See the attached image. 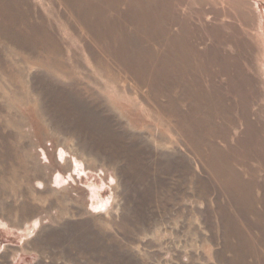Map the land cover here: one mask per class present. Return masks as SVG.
I'll list each match as a JSON object with an SVG mask.
<instances>
[{"label":"bare ground","instance_id":"obj_1","mask_svg":"<svg viewBox=\"0 0 264 264\" xmlns=\"http://www.w3.org/2000/svg\"><path fill=\"white\" fill-rule=\"evenodd\" d=\"M38 2L55 13L60 32L31 0H0V77L9 80L16 94L23 86L18 79L31 77L30 93L54 127H76L82 138L94 141L98 158L121 159L128 171L149 175V163L144 162L147 143L142 146L127 132L102 128L110 117L99 95L101 82L125 96L132 92L206 170L208 178L195 182L198 189L211 194L217 188L214 211L224 253L231 258L216 254L215 261L264 264V197L258 180L264 168V112L252 108L239 89L236 81L243 75L233 58L222 56L225 47L240 45L236 33L227 34L231 25L205 11L199 15L200 28L187 12L196 0ZM60 34L78 45L97 80L75 56L65 59L70 51L64 54ZM60 158L66 165L65 155ZM77 161L74 170L82 177L85 171ZM65 179L58 174L56 185L70 184ZM91 193L93 213L107 212L111 200H102L96 185Z\"/></svg>","mask_w":264,"mask_h":264},{"label":"rangeland","instance_id":"obj_2","mask_svg":"<svg viewBox=\"0 0 264 264\" xmlns=\"http://www.w3.org/2000/svg\"><path fill=\"white\" fill-rule=\"evenodd\" d=\"M31 1L60 32L55 13L38 0ZM196 1L187 12L200 28L199 15L206 11L231 25L229 36L236 33L240 50L225 47L222 56H231L241 75L246 74L236 81L239 89L250 98L252 108L263 113L264 0ZM65 37L58 35L64 54L70 51L65 59L75 56L97 80L81 49ZM232 51L237 53L232 56ZM0 78V264H218L216 254L231 258L224 253L214 211L217 188L211 194L198 189L195 182L208 178L206 170L167 133L165 122L154 121L153 111L140 106L132 92L114 94L101 82L99 95L110 117L102 128L127 132L141 145L147 143L142 146L148 147L144 162L149 163V175L128 171L124 160L98 158L94 141L82 138L76 127H60L62 131L54 127L30 93L31 77L18 79L23 85L18 95L6 77ZM261 121L264 124V113ZM61 155L67 158L66 165ZM76 161L85 171L82 177L74 170ZM262 169L259 195L264 197ZM58 174L70 184L57 186ZM95 185L102 200H111L110 209L99 216L91 207Z\"/></svg>","mask_w":264,"mask_h":264}]
</instances>
